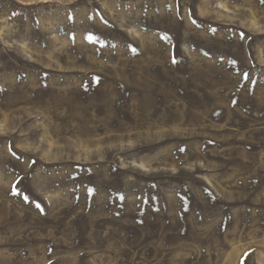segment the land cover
Wrapping results in <instances>:
<instances>
[{
    "label": "rangeland",
    "instance_id": "374dc122",
    "mask_svg": "<svg viewBox=\"0 0 264 264\" xmlns=\"http://www.w3.org/2000/svg\"><path fill=\"white\" fill-rule=\"evenodd\" d=\"M0 264H264V2L0 0Z\"/></svg>",
    "mask_w": 264,
    "mask_h": 264
},
{
    "label": "snow or ice",
    "instance_id": "6c2138e0",
    "mask_svg": "<svg viewBox=\"0 0 264 264\" xmlns=\"http://www.w3.org/2000/svg\"><path fill=\"white\" fill-rule=\"evenodd\" d=\"M262 2H264V0H262ZM17 191H19V190H17ZM25 199L27 200V199H28V197H27V196H25Z\"/></svg>",
    "mask_w": 264,
    "mask_h": 264
}]
</instances>
